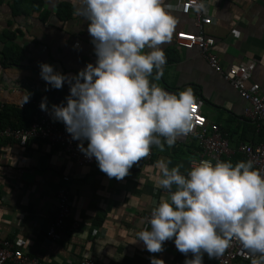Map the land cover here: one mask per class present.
Listing matches in <instances>:
<instances>
[{
  "label": "crops",
  "instance_id": "1",
  "mask_svg": "<svg viewBox=\"0 0 264 264\" xmlns=\"http://www.w3.org/2000/svg\"><path fill=\"white\" fill-rule=\"evenodd\" d=\"M166 3L172 5L177 25L171 41L161 46L167 59L164 74L155 81L153 69L150 81L170 93L191 87L202 115L219 128L231 150L263 142V130L245 115L248 104L197 50L176 45L178 32L196 33V27L192 15L179 13L176 0ZM78 6L79 0H0V113L8 112L6 126L28 124L34 111L31 102L55 90L45 91L39 63L72 75L94 63L88 22L76 14ZM204 13L212 20L205 33L214 38L213 51L222 68L252 63L250 82L258 83L264 95V0H207ZM77 44L79 49L74 48ZM55 91L63 98L68 87ZM13 109L20 111L19 117L11 115ZM200 152L194 138L171 147L164 144L163 150L154 145L149 156L117 181L102 173L96 162L75 166L59 147L1 143L0 240H26L25 252L45 264H78L84 258L100 264H149L150 255L165 264H183L185 256L171 241L165 242L162 253L150 254L136 233L149 227L143 216L168 195L156 186L160 176L156 162L164 160L169 169L182 165L180 172L186 175L193 162L201 160ZM221 161L235 165L247 160L236 153ZM62 190L68 194L70 217L61 239L54 242L46 231L56 216V194ZM208 261L205 255L204 264Z\"/></svg>",
  "mask_w": 264,
  "mask_h": 264
},
{
  "label": "clouds",
  "instance_id": "2",
  "mask_svg": "<svg viewBox=\"0 0 264 264\" xmlns=\"http://www.w3.org/2000/svg\"><path fill=\"white\" fill-rule=\"evenodd\" d=\"M171 8L166 0H79L76 14L88 22L94 63L75 75L38 64L45 91L68 87L64 99L50 108L42 97L40 110L62 123L79 142L78 150L94 158L109 179L123 180L153 145L171 147L178 135L192 130L193 89L170 93L149 79L153 69L155 81L164 74L161 46L171 41L177 25ZM204 8L201 0L195 10ZM155 167L160 170L156 186L168 195L151 209L149 227L136 233L145 251L162 253L171 241L185 256L183 264H204L205 255L219 258L236 239L251 264H264V174L252 160L233 165L201 159L186 175L182 165L169 169L164 160ZM149 264L165 262L150 255Z\"/></svg>",
  "mask_w": 264,
  "mask_h": 264
},
{
  "label": "built area",
  "instance_id": "3",
  "mask_svg": "<svg viewBox=\"0 0 264 264\" xmlns=\"http://www.w3.org/2000/svg\"><path fill=\"white\" fill-rule=\"evenodd\" d=\"M201 0H176L178 11L182 16L192 15L196 33L178 32L175 35V43L178 47L187 51L197 50L198 54L207 62L214 73L219 74L248 104L245 115L256 127L262 129L264 133V95L261 94V87L258 83H251L252 63L241 66L232 65L223 69L214 53V38L206 35L205 29L211 24V18L206 16L204 10L196 11V4ZM204 5L207 0H203ZM47 97L49 108L58 103V94L42 95L33 100L31 104L34 111L27 127H10L2 125L0 122V151L1 143L14 142L20 148H26L31 142H42L51 147H59L66 156L78 167H89L94 164V158L88 160L78 150V141H73L69 134L65 132V127L61 128L59 122H53L49 114L41 111L39 105L42 97ZM1 110V107H0ZM194 138L200 149L201 159L211 161L221 160L224 157L230 158L234 154L243 155L246 160H252L254 167L264 174V141L258 144H243L236 150H231L226 137L220 132L216 125L209 124L200 110V103L192 113V130L187 135H178L177 144H184L188 139ZM86 146V142H85ZM154 146V145H153ZM151 147V149L153 148ZM151 152V150H150ZM150 155V154H149ZM148 155V156H149ZM67 181V179H64ZM166 193L168 194L167 190ZM56 216L53 223L46 231V237L50 241L57 242L61 239V234L66 223L69 221L70 208L68 204V194L65 190L56 194ZM144 225L148 226L150 213L143 216ZM77 229V225L74 226ZM28 242L22 238L0 240V264H45L34 255L25 252ZM206 264H235L243 262L251 264V256L240 242L233 239L231 246L225 253L216 259H208ZM78 264H100L92 259H81Z\"/></svg>",
  "mask_w": 264,
  "mask_h": 264
},
{
  "label": "trees",
  "instance_id": "4",
  "mask_svg": "<svg viewBox=\"0 0 264 264\" xmlns=\"http://www.w3.org/2000/svg\"><path fill=\"white\" fill-rule=\"evenodd\" d=\"M18 5V4H17ZM57 92L55 91V90H53L52 91V94H56ZM58 94V93H57ZM58 103H60L63 99H64V97L63 98H60V93H59V95H58ZM8 112H7V110L6 111H3L2 113H0V122L2 123V125H7V124H10V122L7 120L9 117H8V114H7ZM19 114H20V111H18L17 109H13V111L11 112V115L14 117V116H17V117H19ZM11 117V116H10ZM29 124H30V122L27 124H19V125H14L15 127H18V128H20V127H27V126H29ZM21 125V126H20ZM13 126V127H14ZM60 126H61V128H63L64 127V125L61 123L60 124Z\"/></svg>",
  "mask_w": 264,
  "mask_h": 264
}]
</instances>
